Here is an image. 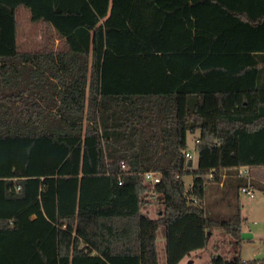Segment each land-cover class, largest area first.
I'll return each instance as SVG.
<instances>
[{"label": "trees", "instance_id": "1", "mask_svg": "<svg viewBox=\"0 0 264 264\" xmlns=\"http://www.w3.org/2000/svg\"><path fill=\"white\" fill-rule=\"evenodd\" d=\"M20 7L58 43L21 50ZM254 167L264 0H0V264H160L162 227L166 264L215 228L233 250L210 264H264L241 258L240 204L204 205L215 187L264 191Z\"/></svg>", "mask_w": 264, "mask_h": 264}, {"label": "rangeland", "instance_id": "2", "mask_svg": "<svg viewBox=\"0 0 264 264\" xmlns=\"http://www.w3.org/2000/svg\"><path fill=\"white\" fill-rule=\"evenodd\" d=\"M18 42H20L21 50L45 49L58 43L55 37H50L44 29L30 22V11L25 7H20L16 14ZM32 23V24H31ZM52 45V46H51ZM200 132L188 133V152L191 154L192 167L195 170L198 167V155L195 149V143ZM242 171L245 168H241ZM259 172L264 175V168H260ZM251 177V173L246 175ZM252 179L258 180L255 173H252ZM185 183L189 189L192 185V176L187 175ZM218 188H212L207 191V199L204 202L205 207L216 217L221 219H229L236 212L238 205H241L242 216L246 219L243 229V243L241 250V258L245 261H251L259 258H264V191L253 189L255 199L251 200L245 193L238 191L237 188H227L222 191ZM157 207L152 205L150 208L151 216L156 217ZM165 229L160 228L158 232V252L160 264H166L165 251ZM233 242L232 236L220 228H215L211 234L208 246L194 252L190 257H186L180 264H210L211 256L219 254L225 258L232 257L231 251Z\"/></svg>", "mask_w": 264, "mask_h": 264}, {"label": "built area", "instance_id": "3", "mask_svg": "<svg viewBox=\"0 0 264 264\" xmlns=\"http://www.w3.org/2000/svg\"><path fill=\"white\" fill-rule=\"evenodd\" d=\"M187 156L190 157V154H187ZM157 175L158 173H154V172H148L144 174L145 179L151 182L159 181V177ZM241 192L245 193L251 200L255 199L254 190H252L251 188H243ZM194 203H197V200H194Z\"/></svg>", "mask_w": 264, "mask_h": 264}, {"label": "crops", "instance_id": "4", "mask_svg": "<svg viewBox=\"0 0 264 264\" xmlns=\"http://www.w3.org/2000/svg\"><path fill=\"white\" fill-rule=\"evenodd\" d=\"M260 168H264V167H254V168H251V177H252V173H255L257 179L261 182L264 183V175L262 174V172H259ZM223 184L221 183V186ZM152 211V210H151ZM211 233V232H210ZM212 234V233H211Z\"/></svg>", "mask_w": 264, "mask_h": 264}, {"label": "water", "instance_id": "5", "mask_svg": "<svg viewBox=\"0 0 264 264\" xmlns=\"http://www.w3.org/2000/svg\"><path fill=\"white\" fill-rule=\"evenodd\" d=\"M189 166L191 167L192 166V162L189 163ZM209 235H211V233L209 232Z\"/></svg>", "mask_w": 264, "mask_h": 264}]
</instances>
